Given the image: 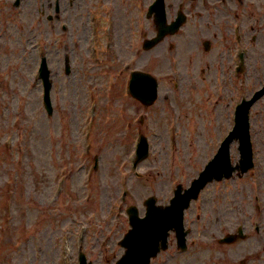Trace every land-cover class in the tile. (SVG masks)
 <instances>
[{"label": "rangeland", "instance_id": "rangeland-1", "mask_svg": "<svg viewBox=\"0 0 264 264\" xmlns=\"http://www.w3.org/2000/svg\"><path fill=\"white\" fill-rule=\"evenodd\" d=\"M15 1L0 0V264H78L79 249L94 264H104L107 248L103 243L109 240L111 249L129 228L127 207L136 205L144 214L143 202L148 197L156 195L161 201L171 195L176 183L187 186L232 127L226 103L222 109L220 105L215 112L211 110L213 72L202 76L197 70L201 57L208 53L203 51V39L212 38L215 24L223 23L229 8H216L211 3L215 0H207L196 2L191 10L186 1L187 21L181 35L169 41L184 45L180 47L183 68L190 63L188 74L193 77L178 90L160 81L159 99L146 108L153 118L148 134L150 153L135 172L128 162L134 133L124 132L117 106H125L130 118L141 106L136 101L125 102L121 94L104 86L117 77L119 55L122 66L136 60L137 52L131 50L138 39L135 25L141 24L146 31L147 7L142 6L150 0L142 4L137 0H60L57 17L53 12L56 0H21L19 7ZM244 1V10L249 7L251 14L246 25L253 66L247 85L235 87L234 104L250 98L264 83V30L258 24L264 20L258 8H263L264 0ZM166 47L165 43L159 52L142 51L138 67L163 76L169 71ZM42 53L47 54L54 83L51 118L43 108L37 79ZM66 61L71 68L68 75ZM109 93L116 95V107L110 110L104 104ZM93 102L97 113L91 132L94 151L88 161L81 157L79 138L88 130L83 125L88 126L86 116ZM171 117L179 124L180 133L175 135H167ZM250 121L254 171L243 181L214 184L203 193L206 202L215 198L214 193L222 194L217 202L224 212L235 199L246 202L252 185L261 183L264 194V99L252 108ZM72 153L74 160L69 163ZM231 153L237 163V143ZM95 156L99 157L96 171ZM63 183L62 200L51 204L53 192ZM62 241L69 247L67 261L62 260ZM206 246L213 256L221 254L217 248L222 247L212 239H207ZM196 257L198 252L181 258L182 263L195 264Z\"/></svg>", "mask_w": 264, "mask_h": 264}, {"label": "flooded vegetation", "instance_id": "flooded-vegetation-1", "mask_svg": "<svg viewBox=\"0 0 264 264\" xmlns=\"http://www.w3.org/2000/svg\"><path fill=\"white\" fill-rule=\"evenodd\" d=\"M156 0H150L149 5L154 4ZM187 0H164L165 13L167 22L172 24L176 21L180 12L184 11ZM207 0L187 1L190 9L197 7L196 2ZM255 2V1H254ZM252 2V4H254ZM214 7L229 8L228 13L224 17L222 24H215L216 32H213L212 38L203 39V51L208 52L207 56L203 55L198 63L197 70L202 76L205 73L213 72V89L215 93L216 106L219 101L232 94V88L236 82L233 75L234 68L238 66L240 60H237L236 53L240 51L243 55L242 66L243 74L250 70V28L246 22L251 18L249 7L244 10V0H215L211 2ZM256 5V2H255ZM207 4L205 8L209 7ZM262 19L264 17L263 8L259 5ZM244 12H248L246 15ZM154 14L149 17L147 39H154L158 34V27L154 22ZM151 21V22H150ZM150 22V24H149ZM260 28L264 30L262 20L258 22ZM182 30V29H181ZM181 30L172 36H166L158 45L151 48L148 52H159L163 44H167L169 71L160 76L161 81L167 84H173L176 88L182 86L187 80L190 82L193 76H189L187 64L183 68V54L180 50L183 46L180 41L169 40L175 36L181 35ZM153 34L151 36V33ZM181 47V48H180ZM137 49L136 67L139 69L140 55L142 51ZM203 62V63H202ZM196 70V71H197ZM184 72L187 74L184 75ZM150 73V72H148ZM211 75L208 77L210 78ZM244 84L245 79L241 77L239 80ZM233 100V96L231 98ZM189 213L185 216L188 249L182 251L177 246V240L174 234L169 237V248L165 252L158 254L150 264H185L182 263L184 257L196 255L193 258L195 264H264V201L257 208L251 206V202H239L236 199L232 203V207L225 212L219 209L217 199H211L206 202L203 200L199 207L189 209ZM229 239L227 243L223 240ZM207 239L219 245L217 251L221 252L219 256H213L209 251L210 247L206 246ZM226 248V249H223ZM185 260L187 258H184ZM209 259H212L210 262Z\"/></svg>", "mask_w": 264, "mask_h": 264}, {"label": "water", "instance_id": "water-1", "mask_svg": "<svg viewBox=\"0 0 264 264\" xmlns=\"http://www.w3.org/2000/svg\"><path fill=\"white\" fill-rule=\"evenodd\" d=\"M49 73L44 66L43 69V79L46 87L45 102L48 110L51 112V104L49 99L50 82L48 81ZM151 85L149 87V97L151 98L149 104L153 102L156 98V88L157 84L155 80H151ZM264 95V89L258 92L255 97L249 101L244 102L242 106L238 108L237 111V125L234 131L223 143L219 153L215 159L209 164L207 170L201 174L199 180L195 181L193 189L186 192L184 196L177 193V197L173 200L171 207L167 209H161L153 207V203H148V214L145 219H139L137 213L133 210L130 211L132 231L123 241V245L128 249L127 254L123 257L118 264H148L152 256L160 250L166 247V238L168 235V230L173 227H177L179 230L182 229V217L183 211L188 207L191 199L197 198V194L200 190L213 178L221 179V173H226L229 177L235 168L230 165L229 149L230 143L234 139H240V151L242 154L241 168L242 172L248 171L253 167L252 160V148L250 143L249 134V111L251 106L256 100ZM146 153V146L141 147L140 154ZM165 216L167 221L162 222L156 220L158 216ZM170 218V220H168ZM162 224V225H160ZM157 235L155 241L152 242L151 239L154 238V234ZM84 264V262H82Z\"/></svg>", "mask_w": 264, "mask_h": 264}]
</instances>
